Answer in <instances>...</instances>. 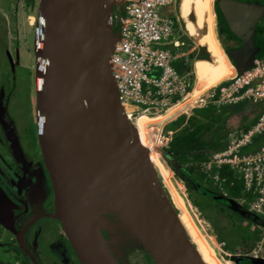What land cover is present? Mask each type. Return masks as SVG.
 Listing matches in <instances>:
<instances>
[{"label":"water","instance_id":"95a60500","mask_svg":"<svg viewBox=\"0 0 264 264\" xmlns=\"http://www.w3.org/2000/svg\"><path fill=\"white\" fill-rule=\"evenodd\" d=\"M215 8L218 23L244 43L226 53L234 64V76L241 75L262 54L256 34L262 31L257 23L264 6L216 0ZM114 11L121 17L120 26V0H42L37 117L55 212L34 216L16 232V240L32 262L40 264L25 246L24 234L40 218L60 219L81 264H120L102 230L101 213L94 208L98 201L131 228L156 264H205L150 162L148 149L119 106L110 71V54L119 38L111 18ZM199 188L216 200H226Z\"/></svg>","mask_w":264,"mask_h":264},{"label":"rangeland","instance_id":"374dc122","mask_svg":"<svg viewBox=\"0 0 264 264\" xmlns=\"http://www.w3.org/2000/svg\"><path fill=\"white\" fill-rule=\"evenodd\" d=\"M208 1L181 2L187 16V33L195 48L189 69L195 81L194 62L201 53L200 48H205L208 56L216 51H224L219 41L218 22L216 26L200 17L207 10ZM41 3L42 0H0V123L3 126L14 122L16 114L19 117L18 113L24 111L26 105L37 113V28ZM191 15L195 20L190 19ZM190 54L187 53L185 57L190 59ZM204 76L200 75V81H205ZM186 100V107L179 113L191 115L196 109L203 108L200 107L202 103L192 100L190 95ZM209 104L217 108H229L225 114L227 142L230 137L241 134L255 117L264 113V99ZM232 108L235 110L233 113ZM140 115L142 114L133 116L130 122L146 145L158 178L197 251H201L205 263L264 264V220L250 215L249 209L248 212L245 211L246 205L237 198L228 197L224 201L226 204H222L201 194L197 183L216 194L224 192L215 187L204 171L193 173L190 178L194 181L191 182L183 175L180 165H172L166 160L163 150L170 134L161 129L176 115L164 123L151 122L148 125H141L136 121ZM144 128H148L149 136ZM6 132L9 133L10 130L6 128ZM9 140L11 141V137ZM155 158L159 160V165L154 162ZM223 197L226 198L224 195ZM10 205V200L0 185V212H9ZM49 220L51 219L43 218L36 224ZM99 221L111 251L122 264H156L140 239L116 214L106 210L99 216ZM253 229L256 230L255 234L252 233ZM48 251L53 256L59 254L56 249ZM36 254L37 257L44 258L43 264H53L46 261L45 252L36 251ZM9 258L0 255V260L4 262L8 263ZM12 261L9 263L19 264Z\"/></svg>","mask_w":264,"mask_h":264},{"label":"built area","instance_id":"2783aa9c","mask_svg":"<svg viewBox=\"0 0 264 264\" xmlns=\"http://www.w3.org/2000/svg\"><path fill=\"white\" fill-rule=\"evenodd\" d=\"M175 2L120 0L123 9L120 26V15L115 11L112 14L119 38L110 54V71L119 106L129 120L138 114H164L184 102L194 88L190 72L180 71L176 66L185 55L161 45L174 36L175 26L180 22L179 17L162 14L164 7ZM243 99H264V60H256L253 68L209 89L195 101L206 107L210 102L222 104ZM256 139L257 147L243 152ZM168 143L166 138L165 147ZM225 167L233 170L242 182L248 198L239 199L241 203L248 205L250 212L264 217V114L249 130L230 137L226 149L214 153L203 164V171L222 189L226 178L215 170Z\"/></svg>","mask_w":264,"mask_h":264},{"label":"flooded vegetation","instance_id":"af4514ba","mask_svg":"<svg viewBox=\"0 0 264 264\" xmlns=\"http://www.w3.org/2000/svg\"><path fill=\"white\" fill-rule=\"evenodd\" d=\"M181 15L186 21L187 16L182 6ZM262 21L264 16L258 21V28ZM221 26L223 27L221 33L218 27L219 41L225 53L244 44L241 39L232 37L224 25ZM260 33L256 34L259 40L262 39ZM261 56H257V60H260ZM24 108V111L18 113L19 117L16 114L14 122L6 123V127L0 123V185L11 204L10 211L0 212V216L7 223L13 224L14 240H16V232L34 216L55 212V193L40 144L37 113L35 114L27 105ZM30 110L33 114H30ZM6 128L10 130L9 133L6 132ZM44 218L51 220L36 224L38 220L43 219L40 218L25 232L23 238L25 246L35 256L36 251L45 252L46 261L53 264H81L66 236L61 220ZM53 249L58 251L59 256H53L48 251ZM36 258L40 264L45 262L44 258L37 256Z\"/></svg>","mask_w":264,"mask_h":264},{"label":"trees","instance_id":"16d2710c","mask_svg":"<svg viewBox=\"0 0 264 264\" xmlns=\"http://www.w3.org/2000/svg\"><path fill=\"white\" fill-rule=\"evenodd\" d=\"M239 1H248V2H257L260 4V6H264V0H239ZM260 24L261 33L260 39L262 41L261 50H262V56L260 60H264V21ZM220 32L223 31L222 24H218ZM217 26V25H216ZM115 31L118 30V25H115L114 27ZM201 53L197 55V60L194 62V66H207L208 72L205 73V81H200L198 84V95L205 94L209 88H213L218 86L223 82H214L209 78V70L214 66L215 63H209L207 59H203L207 57L209 54L206 52L205 48H200ZM219 51L211 53L212 55L218 54ZM210 54V56H211ZM179 69V68H178ZM180 71H183L179 69ZM184 108H171L167 112H165L162 115L156 116L152 119V122L155 124H161L167 121L169 118L175 116L177 113L182 111ZM228 107H222L217 108L213 106L212 104H208L206 107L196 109L195 112L191 115L187 113H181L177 115L175 118L171 119L169 122H166L162 126L163 132L169 133V143L166 148L163 150V155L172 165H180L182 169L183 175L191 182H193V178H190V176L203 170V164L208 161L211 155L217 152H221L226 149L227 146V137H228V131L226 128V116ZM232 113L235 112V110L231 109ZM264 114V113H262ZM261 114V115H262ZM255 117L250 123H248L244 129L243 132H246L249 130L259 119L261 116ZM151 119V116H147L145 114H142L136 118V121L139 123H143L145 121H149ZM242 132V133H243ZM258 145V139L255 140V143L244 149L243 152H249L251 150H254ZM154 162L156 165H159V160L154 159ZM218 171L219 174L226 178V181L223 183L222 189L215 185L212 181V183L215 185L219 191H223L227 195L222 194L220 195L223 197V195L226 197L225 199L229 198H248L246 192H244L242 182L238 180L236 173L228 168H223ZM192 177V176H191ZM190 186V183L187 182ZM197 183V182H196ZM166 184V183H165ZM167 186V185H166ZM198 188V192H200L203 195H206L210 199H213L219 203L226 204L224 201L216 200L215 198L208 196L205 194L202 190L199 188V184H196ZM202 187V186H201ZM204 191H208L209 193L216 194L215 192H211L205 188L202 187ZM173 191V189H172ZM219 195V194H216ZM227 201V200H226ZM246 205V204H245ZM248 205L244 207V210L248 212ZM250 213V212H249ZM250 215L259 218L260 220H264V217L261 215H257L254 213H250ZM250 217L252 220L253 217ZM249 218V219H250ZM250 219V220H251ZM256 221V220H255ZM249 227V226H248ZM255 229H253L252 233L255 234ZM2 230L0 229V235ZM255 239H257L255 237ZM14 246L9 247V252L13 256L14 260L18 262L19 264H34L30 257L19 247L16 240L13 241ZM199 254L202 256L201 251H198ZM41 262V261H40ZM0 264H11L7 262H2L0 260Z\"/></svg>","mask_w":264,"mask_h":264},{"label":"bare ground","instance_id":"6f19581e","mask_svg":"<svg viewBox=\"0 0 264 264\" xmlns=\"http://www.w3.org/2000/svg\"><path fill=\"white\" fill-rule=\"evenodd\" d=\"M215 4H216V0H209L208 4L206 6L207 10H204L205 13L200 14V17L204 21L207 20V21L217 25L218 18H217V12H216V8H215ZM210 58L211 59H209V60L207 59V61L209 63H215L214 66L209 70V78L212 81H214V82H223V81L233 77L236 74V70H235L234 64L228 58V56L226 55L225 51H223L222 53L211 55ZM194 72H195V75H196V81H195L194 88H193L190 96H191L192 100L195 101L197 98L202 96V95H198L197 94L198 84L200 82V75L201 74L205 75V73L208 72V67L207 66H197V67L194 66ZM186 103H187V100H185L184 102H181L180 104H178V105H176V106H174L172 108H185L186 105H187ZM160 115H162V114H160ZM156 116H159V115H156ZM156 116H151V119L149 121H145L141 125L150 124L152 122V119L154 117H156ZM144 130L147 133V135L149 136L148 128H144ZM138 135H139V133H138ZM139 139H140L141 144L146 147V145L142 141L140 135H139ZM150 162H151L154 170L156 171L151 158H150ZM94 208H95V210L98 213H102V212H104L106 210L107 211H112L114 213L113 209L110 206H108V205H106L105 203H102V202L94 201ZM200 257L202 258L201 255H200ZM202 260H203V258H202ZM203 262L205 263L204 260H203Z\"/></svg>","mask_w":264,"mask_h":264},{"label":"crops","instance_id":"0c3cea01","mask_svg":"<svg viewBox=\"0 0 264 264\" xmlns=\"http://www.w3.org/2000/svg\"><path fill=\"white\" fill-rule=\"evenodd\" d=\"M181 2L182 0H176L174 4L166 6L162 9L163 15L171 16V17H179L180 22H178L175 26L174 36L168 41L163 42L161 45L182 52L185 56L187 55V53L188 54L191 53L190 59L184 56L176 63V66L179 69L183 71H189L194 54L193 51L195 50V48L191 40V37L187 33L188 30L186 28V22L181 15ZM0 229L2 230L0 235V255L3 254L6 258L10 257L8 262H13L12 260H14V258L8 250L10 246H14L13 244L14 229L11 226L6 225L3 222L1 216H0ZM2 262H4V260H2Z\"/></svg>","mask_w":264,"mask_h":264}]
</instances>
